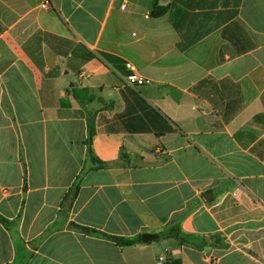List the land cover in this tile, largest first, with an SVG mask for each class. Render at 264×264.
Segmentation results:
<instances>
[{
    "label": "crops",
    "instance_id": "0c3cea01",
    "mask_svg": "<svg viewBox=\"0 0 264 264\" xmlns=\"http://www.w3.org/2000/svg\"><path fill=\"white\" fill-rule=\"evenodd\" d=\"M155 1L0 0V264H264V0Z\"/></svg>",
    "mask_w": 264,
    "mask_h": 264
},
{
    "label": "built area",
    "instance_id": "2783aa9c",
    "mask_svg": "<svg viewBox=\"0 0 264 264\" xmlns=\"http://www.w3.org/2000/svg\"><path fill=\"white\" fill-rule=\"evenodd\" d=\"M41 7L45 10L50 9L52 7V0H43ZM125 6H123L124 8ZM127 67L133 69V65L131 63L127 64ZM146 83V80L140 77L138 74H131L126 77L125 84L128 87H134L136 85H143ZM158 264H167L165 256L159 258Z\"/></svg>",
    "mask_w": 264,
    "mask_h": 264
},
{
    "label": "trees",
    "instance_id": "16d2710c",
    "mask_svg": "<svg viewBox=\"0 0 264 264\" xmlns=\"http://www.w3.org/2000/svg\"><path fill=\"white\" fill-rule=\"evenodd\" d=\"M166 11H167V8L160 6L159 1L156 0L154 10L152 11L151 15L153 17H161L166 13ZM92 137H93V134L90 135L89 140L87 142L89 145L91 144ZM114 240L121 247L132 246V245H135L136 243L141 242V238H137V239L135 238H114Z\"/></svg>",
    "mask_w": 264,
    "mask_h": 264
},
{
    "label": "water",
    "instance_id": "95a60500",
    "mask_svg": "<svg viewBox=\"0 0 264 264\" xmlns=\"http://www.w3.org/2000/svg\"><path fill=\"white\" fill-rule=\"evenodd\" d=\"M158 236L157 235H152V234H144L142 236V240L143 242H149V241H152V240H155L157 239Z\"/></svg>",
    "mask_w": 264,
    "mask_h": 264
}]
</instances>
